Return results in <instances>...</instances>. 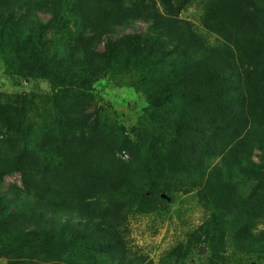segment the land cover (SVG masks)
<instances>
[{"label": "trees", "instance_id": "1", "mask_svg": "<svg viewBox=\"0 0 264 264\" xmlns=\"http://www.w3.org/2000/svg\"><path fill=\"white\" fill-rule=\"evenodd\" d=\"M196 3L204 5L202 30L177 22ZM38 12L53 13L51 28L67 21L89 34H79L69 52L51 49L52 22ZM136 24L144 31H115ZM250 29L234 16L231 0H39L0 11V32L20 36L21 43H13L16 53L31 60L16 65L18 74L39 78L56 60L69 58L87 74L73 95L83 96L87 83L133 74L156 101L174 108L158 124L175 146L180 169L197 177L187 184L198 189L199 202L211 210L187 237L188 247L200 246L201 264L234 244L264 259V228H257L264 225V32L255 27L250 35ZM144 62L161 66L153 70L156 77L144 75ZM245 63L254 65L244 69ZM69 96L62 94V99ZM193 109L203 117H190ZM215 116L237 123L236 134L222 136ZM66 121L72 133L86 129L82 112ZM81 137L88 148V139ZM248 144L259 146L260 162L245 158ZM0 164V256L20 252L18 264H62L70 255L80 256L76 264H136L126 255L115 215L87 212L79 195L34 189L20 163L13 170L20 174L21 187L4 184L7 166L2 158ZM4 243L13 246L7 250ZM168 257L184 263L183 244Z\"/></svg>", "mask_w": 264, "mask_h": 264}, {"label": "rangeland", "instance_id": "2", "mask_svg": "<svg viewBox=\"0 0 264 264\" xmlns=\"http://www.w3.org/2000/svg\"><path fill=\"white\" fill-rule=\"evenodd\" d=\"M38 1L0 0V11L6 5L24 7L25 3ZM231 3L234 16L242 19L247 29L251 28L250 35L255 27L264 32V0H231ZM33 8L39 10L36 5ZM47 13L37 15L52 22L49 31L55 41L51 49L69 52L79 34H89V29L79 30L67 21L51 28L55 27L53 13ZM203 16L204 5L196 3L177 22L202 30ZM115 31L122 34L144 29L136 24L131 29L119 27ZM21 41L18 35L0 32V158L6 162L3 166H7L1 175L2 182L21 187L20 174L13 170L20 163L28 185L34 189L69 193L75 198L79 195L87 212L115 215L127 245L126 255L136 264H174L168 253L178 244H183L186 255L182 264H201L200 246L188 247L187 237L209 217L211 210L199 202L198 189L187 184L197 177H189L184 167L180 169L175 160V146L158 124L174 108L156 101L147 84L133 74L87 83L83 96L73 95L71 92L78 89L87 74L78 70L79 62L69 58L56 60L51 70L39 78L20 75L16 65L31 61L16 53L13 43ZM253 65L245 63L244 69ZM143 67L144 75L151 72L156 77L153 70L158 72L161 66L144 62ZM91 78L86 80L89 82ZM67 92L70 96L63 100L62 94ZM75 112H82L87 122L83 133H72L67 128L66 119ZM189 116L203 117L194 109ZM156 117L161 119L157 121ZM215 124L226 139L238 131L237 123L228 119L215 116ZM81 136L88 139V148ZM247 147L245 158L256 162L263 159L259 146ZM2 245L7 250L13 246ZM20 255V252L1 255L0 264H18ZM213 255L207 264H264V259H255L246 248L235 244ZM79 259L78 255H70L60 263L76 264Z\"/></svg>", "mask_w": 264, "mask_h": 264}]
</instances>
